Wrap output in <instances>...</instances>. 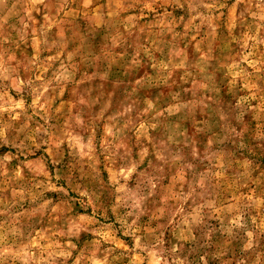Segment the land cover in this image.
<instances>
[{
    "label": "rangeland",
    "instance_id": "rangeland-1",
    "mask_svg": "<svg viewBox=\"0 0 264 264\" xmlns=\"http://www.w3.org/2000/svg\"><path fill=\"white\" fill-rule=\"evenodd\" d=\"M0 264H264V0H0Z\"/></svg>",
    "mask_w": 264,
    "mask_h": 264
}]
</instances>
